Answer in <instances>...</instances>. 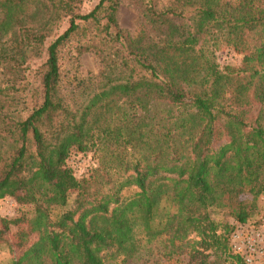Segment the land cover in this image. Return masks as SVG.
<instances>
[{"label": "trees", "instance_id": "obj_1", "mask_svg": "<svg viewBox=\"0 0 264 264\" xmlns=\"http://www.w3.org/2000/svg\"><path fill=\"white\" fill-rule=\"evenodd\" d=\"M81 5L0 0V201L33 207L11 264H128L158 240L187 264H245L210 210L244 225L264 195V0H141L134 35L120 0ZM75 37L100 65L82 100L61 91ZM72 153L97 166L77 179ZM22 223L0 218V243Z\"/></svg>", "mask_w": 264, "mask_h": 264}, {"label": "rangeland", "instance_id": "obj_2", "mask_svg": "<svg viewBox=\"0 0 264 264\" xmlns=\"http://www.w3.org/2000/svg\"><path fill=\"white\" fill-rule=\"evenodd\" d=\"M99 0H82L81 12L88 13L98 3ZM141 0H120L116 20L119 27L134 35L142 27L141 17ZM66 27L63 24L60 32ZM152 33L149 32L151 36ZM83 43L81 37L73 38L61 51V91L67 95V98H86L98 83V73L100 65L97 57L86 52L78 55L77 47ZM217 62L221 67L226 65L237 66L241 57L230 50H221L216 53ZM256 115V108L253 109L250 119ZM97 157L93 153L83 155L72 153L67 164L75 177L81 179L97 166ZM76 198L75 192H70L67 204L61 209H54V215L64 211L72 210ZM245 203H251L253 197L245 193L240 198ZM256 208L252 216L245 225H249L256 230L264 229V195L259 196L253 201ZM170 211L174 212V208L170 207ZM33 207L30 205H19L12 198H5L0 201V218L16 219L23 221L19 226H11L10 231L6 235V242L0 243V264H11L12 258L18 254V239L16 233L19 229H27V221L32 217ZM211 218L217 223L237 225L234 221L230 210H210ZM35 240V236L29 237L28 244ZM162 240H158L151 244L144 242L142 249L136 258L128 264H187L186 255H177L167 258L163 256ZM113 264H121V260H117ZM264 264V258L261 261Z\"/></svg>", "mask_w": 264, "mask_h": 264}, {"label": "built area", "instance_id": "obj_3", "mask_svg": "<svg viewBox=\"0 0 264 264\" xmlns=\"http://www.w3.org/2000/svg\"><path fill=\"white\" fill-rule=\"evenodd\" d=\"M232 252L245 264H261L264 258V229L256 230L249 225L237 224L230 235Z\"/></svg>", "mask_w": 264, "mask_h": 264}]
</instances>
